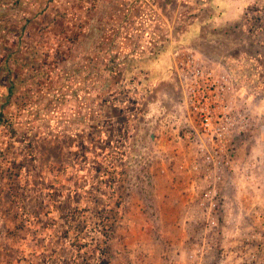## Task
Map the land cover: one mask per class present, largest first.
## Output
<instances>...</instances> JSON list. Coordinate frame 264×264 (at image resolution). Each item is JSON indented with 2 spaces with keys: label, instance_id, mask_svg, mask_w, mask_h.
Instances as JSON below:
<instances>
[{
  "label": "rangeland",
  "instance_id": "rangeland-1",
  "mask_svg": "<svg viewBox=\"0 0 264 264\" xmlns=\"http://www.w3.org/2000/svg\"><path fill=\"white\" fill-rule=\"evenodd\" d=\"M201 6L0 0V264H155L173 250L176 227H192L193 237L183 260L163 264H248L252 227L233 225L231 214L206 229V168H193L206 151L193 136L164 133L156 112L179 88L177 48L230 64L243 57L264 74V0L246 6L227 45L206 42ZM195 20L205 39L197 44ZM242 75L251 86L250 70ZM255 112L224 184L246 212L253 183L243 164L264 127V102ZM130 229L139 231L127 245Z\"/></svg>",
  "mask_w": 264,
  "mask_h": 264
},
{
  "label": "built area",
  "instance_id": "built-area-1",
  "mask_svg": "<svg viewBox=\"0 0 264 264\" xmlns=\"http://www.w3.org/2000/svg\"><path fill=\"white\" fill-rule=\"evenodd\" d=\"M182 57L185 58L181 60ZM243 59L230 64L194 48L175 49L173 72L179 88L163 104L156 103L157 114L165 119L164 133L170 129L179 137L182 133L188 138L193 136L199 151H206V159L198 165L194 163L193 168H206L208 230L215 229L219 219L225 220L232 214L237 222L236 216L243 214V205L238 201L235 206L231 203L232 196L226 193L224 184L239 167V151L247 146L248 133L255 126L256 117L262 115L256 114V107L264 102V80L258 82L264 74L251 66L249 77L253 79L252 87L249 86L243 78L242 65H249L250 61ZM258 84L262 85L261 90L256 87ZM259 132L253 138L257 145L243 164L248 166L253 183L251 207L241 220L245 226L240 224L252 227L244 242L245 250L251 253L248 264H264V127ZM214 245L206 237V247L212 249ZM224 263L226 260L221 258L219 264Z\"/></svg>",
  "mask_w": 264,
  "mask_h": 264
},
{
  "label": "crops",
  "instance_id": "crops-1",
  "mask_svg": "<svg viewBox=\"0 0 264 264\" xmlns=\"http://www.w3.org/2000/svg\"><path fill=\"white\" fill-rule=\"evenodd\" d=\"M186 2L189 4H194V5L201 4L203 8H206V11L204 13L205 14L204 20H206V29H205L206 30V42H210L212 44H217V42L221 44L223 42L225 45L232 42L233 36L231 34V31L234 29L232 27L236 24L244 22V19L246 17L244 9H246V6L248 4H252V0H209V1L206 0V2L205 0H186ZM178 4L180 6L182 5L187 6L183 2L180 3V1ZM198 17L201 18V16H198ZM200 18L198 20H200ZM193 22L194 24L192 26L193 29H191V32L192 34H194V39H193L194 42L197 44L199 41H205V39L201 38L198 33L200 30V25H199L200 23L197 22L196 20ZM204 28L205 27H202V30H204ZM222 50H223L224 56L236 53L234 51H229L228 53V49H225V48H222ZM242 67H243L242 70L244 72L246 69H250L251 65H245V66L242 65ZM258 88L259 90L262 89L259 84H258ZM177 198L180 199V197H177ZM240 203L241 205H243V214L240 216H236L237 222H234L233 225L241 224L242 222L241 220L246 214V210L248 209L247 205L243 203V201H241ZM250 207H251V201H250ZM178 212L179 210H177V215H178ZM183 215H188L187 207H185V210H183ZM165 229L166 228H164V230ZM135 231L138 232L139 230L130 229V232L126 234L125 241L127 245L131 244ZM166 232H168V229H166ZM175 232H173V236L176 235L178 237H175L176 243L174 242L172 245L173 250L171 249L162 250L163 255L159 254L158 257L156 256V258L154 259L156 260L155 264H161V263L163 264L164 261L169 260L168 258H173L176 261L183 260L185 258V253H184L182 244H184L183 241L189 240L191 237H193L192 227H176ZM187 251L190 252L189 249H187ZM167 255L171 257H166Z\"/></svg>",
  "mask_w": 264,
  "mask_h": 264
},
{
  "label": "trees",
  "instance_id": "trees-1",
  "mask_svg": "<svg viewBox=\"0 0 264 264\" xmlns=\"http://www.w3.org/2000/svg\"><path fill=\"white\" fill-rule=\"evenodd\" d=\"M12 89H13V86L10 87V90H11V91H9L10 93H12Z\"/></svg>",
  "mask_w": 264,
  "mask_h": 264
}]
</instances>
